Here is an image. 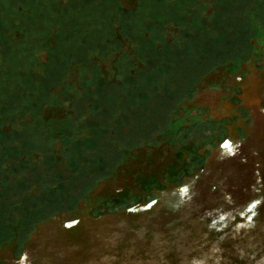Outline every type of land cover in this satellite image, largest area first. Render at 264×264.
<instances>
[{
    "label": "rangeland",
    "instance_id": "rangeland-1",
    "mask_svg": "<svg viewBox=\"0 0 264 264\" xmlns=\"http://www.w3.org/2000/svg\"><path fill=\"white\" fill-rule=\"evenodd\" d=\"M218 2L0 0V264L224 192L264 110V0Z\"/></svg>",
    "mask_w": 264,
    "mask_h": 264
},
{
    "label": "water",
    "instance_id": "water-1",
    "mask_svg": "<svg viewBox=\"0 0 264 264\" xmlns=\"http://www.w3.org/2000/svg\"><path fill=\"white\" fill-rule=\"evenodd\" d=\"M38 264H264V110L222 194Z\"/></svg>",
    "mask_w": 264,
    "mask_h": 264
},
{
    "label": "trees",
    "instance_id": "trees-1",
    "mask_svg": "<svg viewBox=\"0 0 264 264\" xmlns=\"http://www.w3.org/2000/svg\"><path fill=\"white\" fill-rule=\"evenodd\" d=\"M219 4L218 0H214V5H217ZM214 14V11L213 12H210L208 13L206 16L203 17V24H201V28L204 30L206 28V26L209 24L210 26V20H211V16ZM71 132H72V129H71ZM72 135V138H69L71 139L69 143H75L76 139H77V136L76 137H73V133L71 134ZM70 135V136H71Z\"/></svg>",
    "mask_w": 264,
    "mask_h": 264
},
{
    "label": "snow or ice",
    "instance_id": "snow-or-ice-1",
    "mask_svg": "<svg viewBox=\"0 0 264 264\" xmlns=\"http://www.w3.org/2000/svg\"><path fill=\"white\" fill-rule=\"evenodd\" d=\"M227 146V145H226Z\"/></svg>",
    "mask_w": 264,
    "mask_h": 264
}]
</instances>
